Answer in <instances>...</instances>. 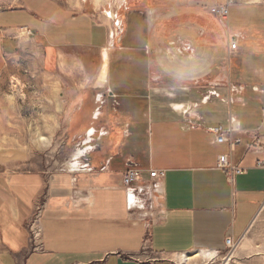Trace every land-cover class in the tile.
<instances>
[{"label":"crops","instance_id":"obj_1","mask_svg":"<svg viewBox=\"0 0 264 264\" xmlns=\"http://www.w3.org/2000/svg\"><path fill=\"white\" fill-rule=\"evenodd\" d=\"M227 2L16 0L0 11V49L40 42L56 114L75 146H91L81 166L6 177L2 264H213L227 238L243 240L264 209V0L211 12ZM217 125L241 141L217 142ZM223 154L243 172L219 168ZM130 163L165 171L151 209L127 208ZM42 198L43 250L30 251Z\"/></svg>","mask_w":264,"mask_h":264},{"label":"rangeland","instance_id":"obj_2","mask_svg":"<svg viewBox=\"0 0 264 264\" xmlns=\"http://www.w3.org/2000/svg\"><path fill=\"white\" fill-rule=\"evenodd\" d=\"M15 4L16 0H0V11ZM19 51L8 56L0 49V186L9 175L53 174L85 163L84 155L81 165L75 164V155L86 140L75 146L65 130V116L56 114L54 72L42 62L47 57L43 46L36 41ZM43 203L42 198L29 223L30 251L35 249L34 221ZM212 262L264 264V209L236 248L225 249Z\"/></svg>","mask_w":264,"mask_h":264},{"label":"built area","instance_id":"obj_3","mask_svg":"<svg viewBox=\"0 0 264 264\" xmlns=\"http://www.w3.org/2000/svg\"><path fill=\"white\" fill-rule=\"evenodd\" d=\"M233 0H228L224 5L215 6L211 12L219 18H227L229 15V6ZM115 25L119 26V20L116 18ZM236 44L233 42L231 47L235 48ZM210 131L215 135L216 141L219 143L227 142L231 147L238 144L241 140L231 136L234 129L231 127L229 130L224 129L222 126L217 125L210 128ZM259 166H264V161L258 163ZM218 167L225 170L230 176L243 172V170L233 164L229 157L225 154L221 155L218 162ZM165 175L164 170L149 169L147 171L138 167L136 164L130 163L123 172V185L125 188L126 202L128 210L144 211L151 209L155 196L157 194V180L163 178ZM40 211L38 217L34 221L33 230L35 229V251L43 250L42 229L40 225ZM145 214H147L145 212ZM226 249L236 248L237 243L232 238H227L225 241Z\"/></svg>","mask_w":264,"mask_h":264},{"label":"bare ground","instance_id":"obj_4","mask_svg":"<svg viewBox=\"0 0 264 264\" xmlns=\"http://www.w3.org/2000/svg\"><path fill=\"white\" fill-rule=\"evenodd\" d=\"M89 141H90V139L88 138L87 141L85 142L84 146L78 148V151H77V153L75 155V164L81 165V158H82V156H84L85 153L91 148L90 144H88ZM206 256H207V254H206Z\"/></svg>","mask_w":264,"mask_h":264}]
</instances>
